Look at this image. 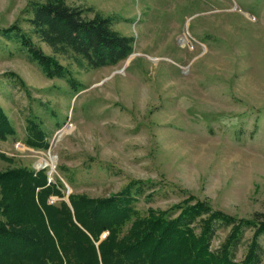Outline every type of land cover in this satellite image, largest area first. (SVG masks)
Instances as JSON below:
<instances>
[{
	"label": "rangeland",
	"instance_id": "1",
	"mask_svg": "<svg viewBox=\"0 0 264 264\" xmlns=\"http://www.w3.org/2000/svg\"><path fill=\"white\" fill-rule=\"evenodd\" d=\"M45 1L0 0V29L19 26L53 55L27 22L30 4ZM68 3L112 16L113 29L133 38L132 53L88 70L57 57L67 76L49 79L20 41L0 35V106L15 131L0 139V171L46 168L63 196L48 204L142 182L130 205L141 215L190 195L238 219L264 218V0ZM30 120L47 148L28 145ZM228 231L216 232L212 250ZM252 233L240 240L237 264Z\"/></svg>",
	"mask_w": 264,
	"mask_h": 264
},
{
	"label": "trees",
	"instance_id": "2",
	"mask_svg": "<svg viewBox=\"0 0 264 264\" xmlns=\"http://www.w3.org/2000/svg\"><path fill=\"white\" fill-rule=\"evenodd\" d=\"M68 1L33 3L28 11L34 36L53 55L36 47L19 26L0 29L1 37L20 41L28 59L49 79L67 76L57 57L87 70L116 66L129 57L134 40L113 29L112 16ZM7 75L25 89L19 76ZM37 127L30 120L27 143L47 148L43 133L33 132ZM14 135L0 106V139ZM48 181L46 168L0 171V264H237L236 249L249 229L253 233L239 264L264 261V218L258 215L238 219L190 195L167 210L149 208L141 215L130 205L141 195L142 182L107 197L71 194L70 205L63 200L48 204L50 195L63 197L61 183ZM222 228L228 235L212 250Z\"/></svg>",
	"mask_w": 264,
	"mask_h": 264
},
{
	"label": "water",
	"instance_id": "3",
	"mask_svg": "<svg viewBox=\"0 0 264 264\" xmlns=\"http://www.w3.org/2000/svg\"><path fill=\"white\" fill-rule=\"evenodd\" d=\"M44 166H45V165H44ZM44 166L41 165L40 167H44Z\"/></svg>",
	"mask_w": 264,
	"mask_h": 264
},
{
	"label": "bare ground",
	"instance_id": "4",
	"mask_svg": "<svg viewBox=\"0 0 264 264\" xmlns=\"http://www.w3.org/2000/svg\"><path fill=\"white\" fill-rule=\"evenodd\" d=\"M43 164H44V163H43ZM43 164H40V165H43ZM40 165H39V166H40Z\"/></svg>",
	"mask_w": 264,
	"mask_h": 264
}]
</instances>
